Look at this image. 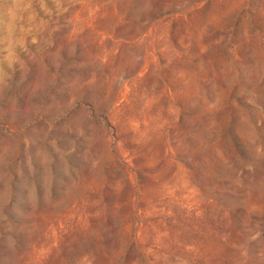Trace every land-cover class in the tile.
I'll use <instances>...</instances> for the list:
<instances>
[{"label": "rangeland", "instance_id": "obj_1", "mask_svg": "<svg viewBox=\"0 0 264 264\" xmlns=\"http://www.w3.org/2000/svg\"><path fill=\"white\" fill-rule=\"evenodd\" d=\"M0 264H264V0H0Z\"/></svg>", "mask_w": 264, "mask_h": 264}]
</instances>
